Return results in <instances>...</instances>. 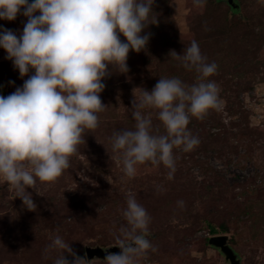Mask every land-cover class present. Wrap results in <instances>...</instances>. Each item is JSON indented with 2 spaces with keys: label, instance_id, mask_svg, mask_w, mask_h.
Wrapping results in <instances>:
<instances>
[{
  "label": "rangeland",
  "instance_id": "374dc122",
  "mask_svg": "<svg viewBox=\"0 0 264 264\" xmlns=\"http://www.w3.org/2000/svg\"><path fill=\"white\" fill-rule=\"evenodd\" d=\"M236 2L238 12L223 0H204L203 7L193 0H155L158 23L145 30L152 34L147 49L130 51L129 71L114 70L104 81L100 96L108 107L98 114L99 126L86 130V142L59 178L29 190L37 208L23 207L0 176V264H53L43 250L55 235L81 255L115 246L128 192L152 217L148 239L156 251L141 264H230L210 244L220 235L228 236L241 264H264V0ZM24 23L18 15L0 20V27L19 35ZM193 40L218 65L212 79L222 106L203 120L191 119L188 127L200 142L190 152L174 149L172 179L163 165L151 164L139 165L128 178L111 137L134 128L131 101H139L140 88L151 91L162 77L195 82L196 73L169 56L171 50L182 54ZM24 79L0 48V95L11 94ZM144 114L163 134L157 111ZM210 225L219 228L217 234ZM92 264L104 262L95 258Z\"/></svg>",
  "mask_w": 264,
  "mask_h": 264
},
{
  "label": "clouds",
  "instance_id": "9594fccd",
  "mask_svg": "<svg viewBox=\"0 0 264 264\" xmlns=\"http://www.w3.org/2000/svg\"><path fill=\"white\" fill-rule=\"evenodd\" d=\"M193 2L203 7L204 0ZM154 5L155 0H0V20L26 18L19 35L0 27V48L20 77H27L14 92L0 95V176L29 211L37 208L29 190L38 181L59 178L86 142V130L99 126L98 114L108 107L100 96L104 81L114 70L129 71L130 51L147 49L152 34L145 30L158 23ZM169 56L195 72V82L162 77L151 91L140 88L139 101H131L134 128L111 137L112 151L128 178L135 177L139 165L151 164L163 165L172 179L174 149L190 152L200 142L188 127L191 119L203 120L222 106L212 79L218 65L208 61L196 40L182 54L171 50ZM145 109L157 111L163 134ZM177 203L183 207V201ZM122 216L125 223L114 233L119 251L106 252L103 262L141 264L156 251L148 239L152 217L132 192L127 193ZM50 239L43 250L45 260L92 264L94 258L79 254L60 235Z\"/></svg>",
  "mask_w": 264,
  "mask_h": 264
},
{
  "label": "water",
  "instance_id": "95a60500",
  "mask_svg": "<svg viewBox=\"0 0 264 264\" xmlns=\"http://www.w3.org/2000/svg\"><path fill=\"white\" fill-rule=\"evenodd\" d=\"M230 4L234 3V0H227ZM210 244L220 249V251L225 256L226 260L229 261L230 264H241V261L238 259L236 253L234 250L230 247L228 244V236L227 235H220V236H214L210 239ZM111 251H119L116 246L110 247L108 249H103L101 247L93 248L88 251V257L89 259H102L105 256V253Z\"/></svg>",
  "mask_w": 264,
  "mask_h": 264
},
{
  "label": "trees",
  "instance_id": "16d2710c",
  "mask_svg": "<svg viewBox=\"0 0 264 264\" xmlns=\"http://www.w3.org/2000/svg\"><path fill=\"white\" fill-rule=\"evenodd\" d=\"M223 1H226L227 4L235 10V12H238L239 6L237 5L236 0H234V3L233 4H230L227 0H223ZM0 92L1 93H4L5 92V89H4V86L3 85H0ZM210 226H211L210 232L212 234H217L218 231H219V228L215 227L214 225H210ZM221 230L222 231H226L227 228L226 227H222Z\"/></svg>",
  "mask_w": 264,
  "mask_h": 264
}]
</instances>
